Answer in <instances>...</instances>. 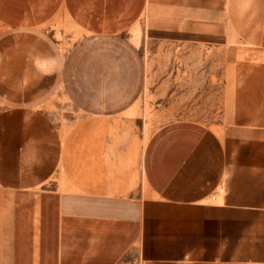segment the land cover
Here are the masks:
<instances>
[{"label": "crops", "instance_id": "crops-1", "mask_svg": "<svg viewBox=\"0 0 264 264\" xmlns=\"http://www.w3.org/2000/svg\"><path fill=\"white\" fill-rule=\"evenodd\" d=\"M131 6L0 0L5 79L18 64H41L46 75L53 65L79 113L57 123L41 107L50 91L24 85L10 104L7 83L0 264H125L127 255L135 264H264V0L231 14L236 40L225 49L218 123L173 119L144 140L124 114L140 91L122 82L126 57L78 54L91 38L115 41L137 18ZM221 10L215 3L213 22L204 12L199 39L220 37ZM61 15L87 34L50 60L46 33Z\"/></svg>", "mask_w": 264, "mask_h": 264}, {"label": "rangeland", "instance_id": "rangeland-1", "mask_svg": "<svg viewBox=\"0 0 264 264\" xmlns=\"http://www.w3.org/2000/svg\"><path fill=\"white\" fill-rule=\"evenodd\" d=\"M129 1L132 3L131 8L137 10V18L127 23L120 36L115 41L104 39L103 42L99 38H91L92 41L79 49L78 54H87L91 60L103 55L126 57V75L122 82L127 88L136 86L140 91L136 101L124 114L135 123L143 140L173 119H193L207 125L218 123L223 102L225 49L236 40L231 14L241 10L251 13L260 0ZM215 3H220L222 9L220 37L199 39L198 22L203 20L204 12L206 22H213ZM230 3L234 6L231 7ZM48 27L54 30L46 33L54 46L45 48L43 52L50 60L69 55L71 46L87 34L64 15L50 21ZM5 35L0 32L1 41L5 40ZM18 38L20 36L15 35L14 39ZM2 51H5L4 47H0ZM46 66L48 69L45 68L44 73L47 72V75L40 72L41 64L15 65V78L10 81L5 79V72L0 70V121H3L0 133L5 130L4 121L8 118L7 83L10 84V93H14V101L10 98V104L16 103V95L22 93L24 85L29 94L43 89L50 91L41 107L57 123L66 125L69 119L79 114L59 81L53 78L56 77L53 74L56 70H50L53 65ZM90 66L93 69L92 63ZM102 66H105L104 62ZM2 67L4 65H0V69ZM24 71L30 76L25 81L21 79ZM91 85L96 86L94 80H91ZM125 264H135L134 257L127 255Z\"/></svg>", "mask_w": 264, "mask_h": 264}]
</instances>
